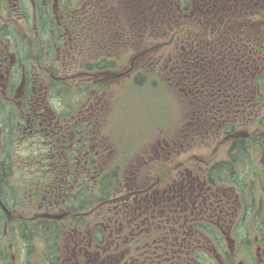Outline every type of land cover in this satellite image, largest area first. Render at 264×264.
<instances>
[{
	"label": "flooded vegetation",
	"instance_id": "obj_1",
	"mask_svg": "<svg viewBox=\"0 0 264 264\" xmlns=\"http://www.w3.org/2000/svg\"><path fill=\"white\" fill-rule=\"evenodd\" d=\"M110 1L0 0V264H264L263 98L215 72L142 153L110 142L158 48L150 0Z\"/></svg>",
	"mask_w": 264,
	"mask_h": 264
},
{
	"label": "trees",
	"instance_id": "obj_2",
	"mask_svg": "<svg viewBox=\"0 0 264 264\" xmlns=\"http://www.w3.org/2000/svg\"><path fill=\"white\" fill-rule=\"evenodd\" d=\"M145 9L149 11L142 10L140 23L152 26L155 32L151 35L148 29L143 41L154 36L166 37L167 42L158 46L155 57L151 55L157 77L151 75L155 70H140L141 77L136 80L140 89L175 94L183 108L187 84L197 100L201 89L217 88L218 82L212 77L215 72L232 71L237 75L232 88L238 92L253 89L263 98L257 104H264V1L150 0ZM158 29L162 36L156 34ZM198 72L207 77H193ZM197 116L191 120H197ZM254 120L264 123V117ZM166 126L160 129L164 131L172 125Z\"/></svg>",
	"mask_w": 264,
	"mask_h": 264
},
{
	"label": "rangeland",
	"instance_id": "obj_3",
	"mask_svg": "<svg viewBox=\"0 0 264 264\" xmlns=\"http://www.w3.org/2000/svg\"><path fill=\"white\" fill-rule=\"evenodd\" d=\"M116 1L118 0H111L110 4L112 5ZM117 3H119V7L121 0L114 4L117 6ZM132 7V4L131 6H128V0H126L124 11H120L121 16L126 18V24H129L130 18L133 19V13L131 11L133 9ZM158 30H156V34L162 36V33L160 32L161 30ZM150 40L151 39H146L145 41L142 40V45L144 43L149 44ZM166 40V37L156 38L158 46L161 43H166ZM131 42L132 43L125 48L126 64L133 53L139 50L138 47L135 48L137 42L134 35H132ZM153 56L155 57V54H153ZM132 89L133 87L128 86L127 84H125L122 90L121 88L119 89V87H111L110 104L113 105L111 108H115V104L119 97L122 100L124 99V103L120 109L118 123L111 128L112 140L110 142L119 143L122 141V143L124 142V145H130L129 153L135 152L136 150H138L139 153H142L149 148L152 140L156 137L155 135L162 131L160 126L167 127V123H174L173 125L175 126L180 123L182 118V108L180 101L176 99V96L174 98L175 94L173 95L172 93L170 94L169 92L166 93V91L163 92L160 90L155 93L151 89H148V93L146 89H139L138 92H134ZM261 129L264 130V126H261Z\"/></svg>",
	"mask_w": 264,
	"mask_h": 264
}]
</instances>
